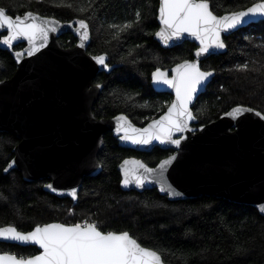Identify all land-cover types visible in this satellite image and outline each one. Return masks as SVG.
Segmentation results:
<instances>
[{"label": "trees", "instance_id": "trees-1", "mask_svg": "<svg viewBox=\"0 0 264 264\" xmlns=\"http://www.w3.org/2000/svg\"><path fill=\"white\" fill-rule=\"evenodd\" d=\"M259 1L209 0V5L219 16ZM158 3L0 0V7L13 17L33 12L63 23L86 21L90 30L87 53L105 54L111 67L94 79V84L102 86L92 109L95 118L124 114L135 125L144 126L160 116L172 101L171 95L153 89V71L169 70L193 60L197 48L188 41L172 48L159 45L154 39ZM125 24L131 26L124 31L113 27ZM223 41L226 51L200 64L203 71L214 75L192 107L196 128L215 121L234 106L264 113V21L241 28ZM58 42L69 48L75 45L76 38L67 33ZM245 63L248 70L238 71L237 65ZM15 70L10 52L0 48V81L9 79ZM18 142L14 135L0 132V228L11 226L25 233L53 222L88 221L97 223L105 232H129L142 247L160 253L165 264H264V216L252 206L213 196L170 201L156 189L137 192L120 188L117 166L123 159L134 157L152 167L171 150L155 147L149 152H137L121 148L111 133L105 134L97 158L101 171L83 179L73 201L46 192L47 179L27 182L18 170L4 172ZM0 250L25 258L38 253L32 246L4 243H0Z\"/></svg>", "mask_w": 264, "mask_h": 264}, {"label": "water", "instance_id": "water-1", "mask_svg": "<svg viewBox=\"0 0 264 264\" xmlns=\"http://www.w3.org/2000/svg\"><path fill=\"white\" fill-rule=\"evenodd\" d=\"M158 1L156 12L158 29L154 39L162 48H172L185 41L194 43L197 48L193 53V60L188 62L198 63L199 67L201 61L209 56L226 51V47L210 48L208 53L197 57L196 53L201 47L200 41L187 33L179 39L173 38L165 43L156 36V33L164 27L160 21L161 0ZM26 13L19 17L25 18ZM34 14L38 17V22L46 21L49 28L56 29L49 31L44 47L29 55L32 45L26 38H18L13 41L11 47L0 43V48L9 51L16 63L13 75L9 79L0 81V132L12 134L19 140L13 148V157L5 168L7 171L4 172L18 170L23 180L27 182L47 179L48 183L44 186L46 192L58 198L74 201L78 197L83 179L96 176L101 171L98 154L103 147L105 134L111 133L121 148L149 152L159 147L172 151L155 166L147 165L149 168L158 169L161 162L172 156L176 157L167 166L163 175L158 170L149 177L151 182L146 181L143 187H138L135 183L125 186L123 170L137 168V162L145 163L134 157L123 159L117 166L122 190L142 192L156 189L160 195L166 196L170 201L200 196L224 198L234 203L252 206L264 216V211L261 210V206H264V120L249 112H245L239 118L227 115L238 107L234 106L206 125L196 128L194 126L197 120L189 121V130L173 134V139L181 140L179 146L161 144L156 140L148 145L124 140L122 139L125 135L124 129H128L129 135H134L132 129L142 130L154 120H159L175 101V90L153 80L156 69L151 75L153 89L172 97V101L160 116L144 126L135 125L124 114L112 118H95L92 109L101 94L102 86L97 87L99 84H94V79L101 72H109L111 67L104 68L94 59L96 56H105L107 63L105 54L93 56L87 53L90 42L89 26L88 39L82 40L80 31L83 30H79L78 23L80 20L76 23H63L51 17ZM228 14L230 13L216 16L223 17ZM259 21H264V17L249 18L236 29L221 32V39ZM85 23L87 24L86 21ZM67 33L76 38V43L73 47L63 48L58 39ZM0 35V40L9 35L6 27L0 28ZM39 44L40 41H37V46ZM81 44L84 46L81 47ZM19 45L22 47L15 50L14 48ZM17 53H20L19 57ZM184 62L174 65L169 70H159L171 79L175 75L173 70ZM200 70L203 71L201 67ZM213 75L209 78V82ZM205 88H200L193 97L189 104L191 112L197 97ZM122 117L126 119H121ZM49 184L57 191L53 192L47 188ZM162 186L165 189L170 188L171 191H161ZM72 189L76 190L75 198L70 195ZM0 243L32 246L38 250L37 254L42 251L38 245L3 238H0ZM3 254L10 253L0 250V255Z\"/></svg>", "mask_w": 264, "mask_h": 264}, {"label": "snow or ice", "instance_id": "snow-or-ice-1", "mask_svg": "<svg viewBox=\"0 0 264 264\" xmlns=\"http://www.w3.org/2000/svg\"><path fill=\"white\" fill-rule=\"evenodd\" d=\"M68 6L71 7V5ZM159 12L160 21L164 27L156 33V36L167 43L169 40L179 39L187 33L200 41L201 47L196 53V56L200 57L203 53H208L210 48L223 49L226 47L221 39V32L236 29L246 23L249 18L264 17V0L254 3L246 10L232 12L223 17L213 14L210 10L209 0H161ZM136 15L139 19V12ZM78 23L79 30H83L80 31L81 39L87 40L88 25L84 20H80ZM130 26L128 24L113 25L120 31H124ZM4 27L8 30L9 35L0 40V43L11 47L13 41L18 38H26L32 45L29 55H33L34 52H38L40 48L44 47L49 31L56 30L49 28L46 21L38 22V17L32 12L26 13L25 18L16 16L14 19L6 13L4 8L0 7V28ZM37 41H40L39 46H37ZM83 46L81 44V47ZM16 55L19 57L20 53ZM94 59L104 68L108 67L105 56H96ZM237 70H248V64L237 65ZM173 71L175 75L171 79L159 69L153 73V80L156 83H163L175 90L176 99L167 112L159 120H154L147 128L132 129L134 135H129L128 129H124L125 135L122 139L141 145H148L153 140L159 141L161 144L180 145L181 140L173 139V134L189 130V121L196 119L189 109V104L197 91L207 86L213 73L201 71L198 63L188 61L177 65ZM245 112L254 113L264 120V113L255 111L253 108L245 109L243 106L234 108L227 115L239 118ZM121 119H126V117ZM117 130L119 131L120 128ZM175 159L176 157L172 156L164 160L158 165V169L149 168L147 165L137 162V168L123 170V184L128 186L135 183L138 187H143L146 181L151 182L149 177L158 170L163 175L167 166ZM11 166L10 164L9 167ZM46 187L53 192L57 191L51 184ZM161 191H171V189H165L162 186ZM173 194L178 195V193ZM70 195L75 198L76 190L72 189ZM261 210L264 211V206H261ZM0 238L38 245L39 249H42L39 254L26 258H18L10 254L0 255V264H163L160 253L142 247L129 232H105L95 222L51 223L42 227L36 226L34 230L27 233L9 226L0 228Z\"/></svg>", "mask_w": 264, "mask_h": 264}, {"label": "flooded vegetation", "instance_id": "flooded-vegetation-1", "mask_svg": "<svg viewBox=\"0 0 264 264\" xmlns=\"http://www.w3.org/2000/svg\"><path fill=\"white\" fill-rule=\"evenodd\" d=\"M165 158V157H164ZM163 159V158H162Z\"/></svg>", "mask_w": 264, "mask_h": 264}]
</instances>
